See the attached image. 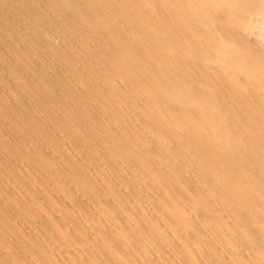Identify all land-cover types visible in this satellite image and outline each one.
<instances>
[{
	"label": "bare ground",
	"instance_id": "obj_1",
	"mask_svg": "<svg viewBox=\"0 0 264 264\" xmlns=\"http://www.w3.org/2000/svg\"><path fill=\"white\" fill-rule=\"evenodd\" d=\"M0 264H264V0H0Z\"/></svg>",
	"mask_w": 264,
	"mask_h": 264
}]
</instances>
